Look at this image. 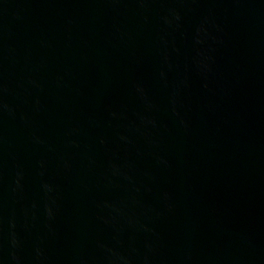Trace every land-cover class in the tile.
<instances>
[{
    "label": "water",
    "instance_id": "obj_1",
    "mask_svg": "<svg viewBox=\"0 0 264 264\" xmlns=\"http://www.w3.org/2000/svg\"><path fill=\"white\" fill-rule=\"evenodd\" d=\"M0 264H264V0H0Z\"/></svg>",
    "mask_w": 264,
    "mask_h": 264
}]
</instances>
